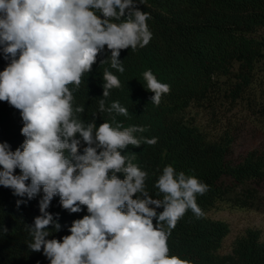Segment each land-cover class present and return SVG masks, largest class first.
I'll use <instances>...</instances> for the list:
<instances>
[{
    "label": "clouds",
    "instance_id": "obj_1",
    "mask_svg": "<svg viewBox=\"0 0 264 264\" xmlns=\"http://www.w3.org/2000/svg\"><path fill=\"white\" fill-rule=\"evenodd\" d=\"M149 18L137 0H0V53L8 61L0 71V101L20 112L25 137L14 151L0 142V186L27 200L41 197L40 215L26 225L27 247L42 251L49 264H191L171 255L167 241L187 211L203 215L196 197L209 186L169 165L154 184L156 198L149 194L148 173L134 152H125L157 138L135 135L146 126L118 122L128 116L119 101L106 106L110 90L122 86L108 68L98 110L111 119L85 122L84 107L74 103L73 89L105 47L110 56L100 64L125 71L120 53L151 41ZM142 76L158 106L170 85L151 70ZM57 196L70 214L84 208L87 214L72 221L69 235L49 239L62 227L59 214L48 211Z\"/></svg>",
    "mask_w": 264,
    "mask_h": 264
},
{
    "label": "trees",
    "instance_id": "obj_2",
    "mask_svg": "<svg viewBox=\"0 0 264 264\" xmlns=\"http://www.w3.org/2000/svg\"><path fill=\"white\" fill-rule=\"evenodd\" d=\"M137 7L149 14L151 41L135 51H121L123 73L108 63L100 64L110 56L105 47L92 71L83 76L79 89H73L75 105L84 107L81 118L88 122L95 117L97 126L111 119L98 110L103 71L108 68L122 86L110 90L106 106L119 101L128 109V116H117L118 122L125 127L146 126V132L135 135L157 138L154 145L129 146L125 152H134V162L148 173L149 194L156 198L154 184L169 165L209 186L204 195L196 197L203 215L198 218L189 210L171 230L167 241L170 254L191 264H264V239L259 229L248 228L235 240L231 252L221 253L230 227L207 214L224 196L227 179L240 185L264 178V150L253 148L239 157L232 156L234 136L229 129L211 135L185 119L187 109L207 97L216 78L234 80L230 93L233 100L259 79L257 71L264 61V0H137ZM7 63L0 53V71ZM146 70L170 85V93L162 95L158 106L151 102L153 93L145 87L142 74ZM22 127L20 112L0 101V142H7L14 151L25 139ZM16 174H20L19 169ZM40 198L17 197L10 188L0 186V226L7 229L6 233L0 232V264H49L42 251L33 252L27 247L31 237L26 225L33 224L40 215ZM18 199L26 203L17 207ZM48 211L59 214L62 226L49 239L69 235L72 221L87 214L86 208L70 214L60 206L59 196L52 200Z\"/></svg>",
    "mask_w": 264,
    "mask_h": 264
},
{
    "label": "rangeland",
    "instance_id": "obj_3",
    "mask_svg": "<svg viewBox=\"0 0 264 264\" xmlns=\"http://www.w3.org/2000/svg\"><path fill=\"white\" fill-rule=\"evenodd\" d=\"M257 77L259 79L236 100L230 96L234 80L216 78L207 97L187 109L186 121L211 135L229 129L234 136L232 156L239 157L253 148L264 150V61ZM225 182L224 196L207 213L213 219L227 222L230 227L221 253L231 252L235 240L248 228L259 229L264 239V178L240 185L228 179Z\"/></svg>",
    "mask_w": 264,
    "mask_h": 264
}]
</instances>
